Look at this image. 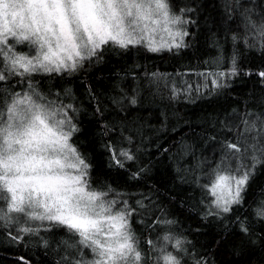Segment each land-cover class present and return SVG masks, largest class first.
<instances>
[{"label": "trees", "instance_id": "16d2710c", "mask_svg": "<svg viewBox=\"0 0 264 264\" xmlns=\"http://www.w3.org/2000/svg\"><path fill=\"white\" fill-rule=\"evenodd\" d=\"M169 2L174 9L187 6L192 10L185 17L191 21L185 25L189 32L186 47L157 52L143 44L115 51L110 48L102 62L85 61L72 74L17 72L0 83V110L7 120L5 87L10 92L32 94L39 103L51 101L57 108L72 104L73 109L67 111L77 130L69 143L90 166L84 177L88 188L106 192V200L126 201L130 211L134 209L130 225L141 248L147 249L144 242L149 238L159 248L164 233L170 232L174 238H182L189 253L197 259L205 258L208 264H264V245L257 242L241 248L237 223V218H247L257 236H264V224L252 214L258 202L264 200V167H257L243 193V202L233 205L226 218L204 214L215 207L211 184L216 172L235 174L220 165L223 142H235L238 137L243 142L259 131L257 127L245 132L241 121L264 116V77L259 75L264 71V53L259 46L249 48L238 40V74L228 78L226 87L215 88L211 73L230 67L232 36L239 33L243 37L245 33L241 13L251 9L258 21L264 14V0ZM248 35L251 38L253 34ZM121 150L134 157H120L123 167L112 159L113 152ZM138 169L142 170L140 175L133 178L132 173ZM106 185L113 191H108ZM0 203L6 208L5 202ZM157 220L173 223L158 225ZM57 225L47 232L44 227L40 229L39 236L50 243L45 248L42 242L37 243V235L10 239L0 221V264H57L65 254L60 242L79 240L78 235L73 237L67 228ZM10 227L15 235V227ZM174 242H167L168 251H173ZM86 251L85 258L90 259L91 251ZM149 255L156 264L157 253ZM183 259L193 264L192 255Z\"/></svg>", "mask_w": 264, "mask_h": 264}, {"label": "snow or ice", "instance_id": "6c2138e0", "mask_svg": "<svg viewBox=\"0 0 264 264\" xmlns=\"http://www.w3.org/2000/svg\"><path fill=\"white\" fill-rule=\"evenodd\" d=\"M190 11L187 6L174 9L169 0H0V56L3 57L0 63L5 65L0 70V83L17 72L21 75L36 71L59 72L75 70L85 61L99 63L110 48L113 51L126 49L145 40L149 51L179 50L187 46L185 38L189 32L185 25L191 21L185 17ZM241 16L245 33L243 37L239 33L232 36L234 54L230 67L211 73V84L215 88L226 87L228 78L240 71L236 41L242 40L249 48L259 46L264 53V14L257 21L252 10L245 8ZM158 30L165 32L169 39L157 42L152 34ZM249 33L253 34L251 38ZM23 41L38 45L39 54L29 57L17 53L15 44ZM259 75L264 77V71ZM3 91L7 120L0 110V200L6 203V209L0 207V221L10 239L23 240V234L39 236L43 223L32 227L31 222L48 221L52 223L44 227L45 232L59 224L73 237L79 236V240L60 242L65 254L57 264H152L149 254L153 252L157 253L156 264H186L183 257L188 255H192L193 264H208L205 258L197 259L195 254L189 253L182 238H174L170 232L164 233V243H160L159 248L150 238L144 242L147 249L141 248L130 225L134 209L130 211L126 201L117 203L115 198L104 199L107 195L104 191L88 189L84 177L90 166L69 143L77 130L67 111L73 109L72 104L57 108L51 101L48 104L37 102L29 93L10 92L7 87ZM35 95L45 99L40 93ZM131 103H136L135 98ZM241 122L245 132L250 133L257 127L259 131L245 137L243 142L239 137L235 142L227 139L223 142L220 165L235 174L226 176L216 172L211 184L215 207H210L205 216L226 218L225 214L233 211V205L243 202V193L257 167H264V116L245 118ZM224 127L231 131L230 125ZM107 130L105 124V133ZM120 157L134 159L123 150L113 152L112 159L121 167ZM66 168L77 172H66ZM141 171L138 169L132 177H138ZM105 187L113 191L110 186ZM252 214L264 224V200L258 202ZM172 223L157 220L158 225ZM237 223L241 248L257 242L264 245V236H257L247 218H237ZM10 226L15 227V235ZM173 239V251H168L167 242ZM40 242L45 248L50 247L43 236H39L37 243ZM89 249L92 255L86 259Z\"/></svg>", "mask_w": 264, "mask_h": 264}, {"label": "rangeland", "instance_id": "374dc122", "mask_svg": "<svg viewBox=\"0 0 264 264\" xmlns=\"http://www.w3.org/2000/svg\"><path fill=\"white\" fill-rule=\"evenodd\" d=\"M153 38L157 41V42H160L161 40H164V41H167L169 39V37L167 36V34L165 32H163L162 30H158L156 33H153ZM11 39V38H10ZM143 45L147 46V41H142ZM39 46L36 45V44H32L31 41H23L19 44H15V51L17 53H23L29 57H35L39 54ZM33 51V52H32ZM34 53V54H33ZM1 57V56H0ZM3 60V59H2ZM84 64V62H83ZM82 64V65H83ZM80 66H78L76 69H75V72L79 71ZM4 69L3 66H2V63H0V70ZM71 71L70 73H74V70H69V69H61V71L59 72H69ZM36 72H39V73H53V72H57V71H52V72H44V71H36ZM31 73H35V72H31ZM26 74H30V73H26ZM67 127H65V131H67ZM66 172H69V173H72V174H76L77 170L76 169H72V168H66L65 169ZM89 189V188H88ZM90 190V189H89ZM93 191V190H91ZM212 193V192H211ZM214 199H215V196H213ZM105 199V198H104ZM1 205V203H0ZM6 209V208H5ZM20 215H23V214H20ZM41 223H43V226H48L50 223L52 222H48V221H44V222H40V221H34V222H31V226L32 227H36L37 225H40ZM59 226L60 229H62V227H64L63 225H57ZM42 228V227H41ZM66 229V228H65Z\"/></svg>", "mask_w": 264, "mask_h": 264}]
</instances>
